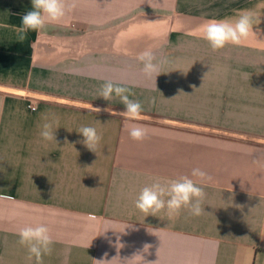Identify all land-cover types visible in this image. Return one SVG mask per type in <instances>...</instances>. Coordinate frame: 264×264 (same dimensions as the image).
Returning <instances> with one entry per match:
<instances>
[{
  "label": "crops",
  "instance_id": "obj_1",
  "mask_svg": "<svg viewBox=\"0 0 264 264\" xmlns=\"http://www.w3.org/2000/svg\"><path fill=\"white\" fill-rule=\"evenodd\" d=\"M73 2L18 41L31 0H0V264H35L17 233L36 223L55 241L43 264H264V0ZM245 12L260 23L244 45L212 51L200 37L209 20ZM148 48L175 69L156 82L136 59ZM107 80L131 89L142 120L112 114L125 107L99 97ZM53 114L57 144L40 136ZM133 123L148 130L142 142ZM81 126L102 133L96 153ZM194 168L211 177L205 214L135 207L154 178Z\"/></svg>",
  "mask_w": 264,
  "mask_h": 264
},
{
  "label": "clouds",
  "instance_id": "obj_2",
  "mask_svg": "<svg viewBox=\"0 0 264 264\" xmlns=\"http://www.w3.org/2000/svg\"><path fill=\"white\" fill-rule=\"evenodd\" d=\"M31 9L25 12L21 18V25L15 29L18 41H23L29 31L40 32L46 29L49 24H57L64 20L66 15L75 7V3L69 0H31ZM260 23L259 18L252 12H245L234 19H211L199 29V35L208 42L212 51H218L228 45L242 46L246 41L254 36L253 27ZM6 28L7 24H0ZM136 59L143 65L141 71L146 78L155 79L163 72L165 67L174 71L173 62L167 57L157 60L151 48L138 53ZM167 72V73H168ZM207 75V74H206ZM205 75V76H206ZM204 76V77H205ZM195 89V86H193ZM99 97L106 101H111L114 97L119 98L125 110L120 113L112 112L106 108L104 111L119 115L126 121H139L144 117L143 105L141 102L130 99L134 95L131 89L114 83L111 80L105 81L98 93ZM175 98V97H174ZM155 98L151 100L155 104ZM95 112L101 109L93 108ZM130 138L137 142H142L147 138L148 130L141 124L126 125ZM40 136L49 142H55V130L59 128V117L54 114L44 117V122L40 126ZM83 136L81 143L90 151L96 153L97 147L102 140V133H98L93 126H81L78 131ZM195 177L197 179H193ZM211 179L199 168H194L189 175H181L177 178L161 180L154 178L150 184L142 187L135 199V207L144 216H158L159 213L166 211L169 217L179 215L182 209H187L189 215L199 217L204 211L206 192L202 182ZM10 197H2L5 199ZM17 243L27 249L28 261L35 260V264H43V258L50 256L54 250V239L51 229L44 223L29 224L19 229ZM151 245H145L147 251ZM107 255V254H105ZM96 264H106L105 260H94Z\"/></svg>",
  "mask_w": 264,
  "mask_h": 264
},
{
  "label": "built area",
  "instance_id": "obj_3",
  "mask_svg": "<svg viewBox=\"0 0 264 264\" xmlns=\"http://www.w3.org/2000/svg\"><path fill=\"white\" fill-rule=\"evenodd\" d=\"M30 109H31V110H35V108H34V107H31V106H30Z\"/></svg>",
  "mask_w": 264,
  "mask_h": 264
}]
</instances>
